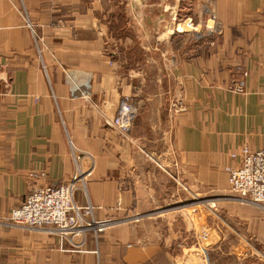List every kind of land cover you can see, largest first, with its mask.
Instances as JSON below:
<instances>
[{
    "label": "crops",
    "instance_id": "crops-1",
    "mask_svg": "<svg viewBox=\"0 0 264 264\" xmlns=\"http://www.w3.org/2000/svg\"><path fill=\"white\" fill-rule=\"evenodd\" d=\"M155 3L169 11L151 42L130 0H0V220L32 186L69 181L77 164L90 174L74 198L96 219L159 215L160 175L178 193L222 189L231 153L264 148V0H192L174 21L180 0L144 6ZM211 14L221 29L197 33L214 26ZM114 32L124 47L116 56ZM124 95L140 108L129 137L108 125ZM174 97L184 109L172 116ZM256 224L264 242V220ZM118 240L112 231L79 251L44 231L0 224V264L153 261L126 254Z\"/></svg>",
    "mask_w": 264,
    "mask_h": 264
},
{
    "label": "rangeland",
    "instance_id": "rangeland-1",
    "mask_svg": "<svg viewBox=\"0 0 264 264\" xmlns=\"http://www.w3.org/2000/svg\"><path fill=\"white\" fill-rule=\"evenodd\" d=\"M191 4L192 0H180L179 10L176 12L178 17L175 15L171 19L174 21L179 19L180 15L185 16V13L190 10ZM118 13L120 23L116 24L117 27L123 22L120 8H118ZM210 18L214 22V26L209 27L205 24L197 33L221 29L222 23L217 20L216 15L211 14ZM115 30L117 29L115 28ZM192 30H194V26ZM178 38V36L175 37V39ZM128 46L130 45L128 44ZM139 53H136L135 58L140 56ZM153 71V75L159 77L158 68H153ZM233 89L238 93H244L243 86H236ZM136 102L139 106L138 100ZM183 109L184 106L179 97H174L169 103L168 110L172 116L182 112ZM241 149L233 153L239 154ZM250 150L253 149L250 148ZM233 153H231V159L236 163L226 167L227 173V168L236 165L240 160L233 158ZM167 184L164 183L167 196L164 205L176 204L181 207L161 210L162 213L153 216H117L110 219V224L97 236L93 232H87L85 236L82 235V237L73 240L78 243L84 239L82 246H74L68 238L53 232L41 231L56 238L59 247H69V249L79 251L85 248L86 239L91 241L94 246L101 243L103 238L113 231L118 236V242L123 245L126 254L154 256L153 261L149 259L144 264H173L171 258H177L183 254L190 255L191 259L195 260L196 252L199 254V260L191 262V264H201V262L203 264H264V242L254 231V228L257 227L256 222L264 220L263 207L233 194L229 189L228 182L222 189L207 190L200 194L184 189V193L179 192L177 198H173L172 194L167 191L169 187H173L170 182ZM173 188L176 189V187ZM140 217L142 218L140 219ZM154 222H160L158 228ZM217 224L220 225V230L224 229L225 232L217 243H213L207 238V235L214 231Z\"/></svg>",
    "mask_w": 264,
    "mask_h": 264
},
{
    "label": "built area",
    "instance_id": "built-area-1",
    "mask_svg": "<svg viewBox=\"0 0 264 264\" xmlns=\"http://www.w3.org/2000/svg\"><path fill=\"white\" fill-rule=\"evenodd\" d=\"M139 114L136 97L124 95L118 105L116 115L108 120V125L129 137L135 119ZM73 156L77 159L75 152ZM239 163L227 168L229 189L233 194L260 205L264 209V149L250 150L244 146L239 154ZM89 172H84L77 164L72 178L57 185H37L27 194L22 204L0 220L1 225L11 224L28 230H44L68 238L74 246L77 237L93 232L96 236L110 224L111 220H98L93 206L88 203L80 205L74 198L78 189L86 192ZM45 173L31 172L29 177L44 176ZM2 247L0 246V254Z\"/></svg>",
    "mask_w": 264,
    "mask_h": 264
},
{
    "label": "water",
    "instance_id": "water-1",
    "mask_svg": "<svg viewBox=\"0 0 264 264\" xmlns=\"http://www.w3.org/2000/svg\"><path fill=\"white\" fill-rule=\"evenodd\" d=\"M132 3V7L134 12L136 13L137 16V20L141 21V25L143 26L144 29V33L147 36V40L149 41H154V36L160 32V24L166 19V12L169 11V7L167 6H163L161 7L160 4L155 3V4H151L149 6H144V3L146 0H130ZM128 9V8H127ZM161 10L162 13L161 15H157L155 17H151V13H154L155 11ZM119 13H117L118 16ZM122 14H125V12ZM130 16L127 15V18H129ZM118 17L116 19V23H118ZM136 29V26H134V29L130 31V33H133L134 30ZM114 36V41L108 44V50L112 53L113 56H116L117 54H119L120 51L124 50V47L119 45V36L117 32L113 33ZM143 44L146 45V41L144 39ZM115 47V50H112V48ZM159 178L161 179L162 183L165 185H168L167 183L170 182V178L167 176H162L160 175ZM168 192H170L173 196V198H177L178 196V192L175 188L173 187H169L167 189ZM181 206H177L176 204H170L164 208H162V210H172L175 208H179ZM220 225H216L214 227V231H212L211 233H209L207 235V238L212 240L213 243H217L220 239V236H223L224 234V229L220 230ZM217 232V234H216ZM198 252H196V256H195V260H192L190 255L187 254H183L182 256H178L177 258H175V263L176 264H191V262H196V260L198 259ZM201 264H203L201 262Z\"/></svg>",
    "mask_w": 264,
    "mask_h": 264
}]
</instances>
